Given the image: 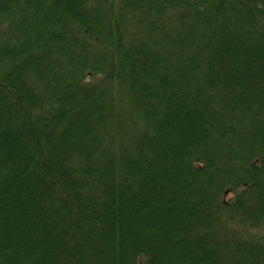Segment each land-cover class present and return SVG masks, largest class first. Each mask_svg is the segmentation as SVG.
I'll list each match as a JSON object with an SVG mask.
<instances>
[{"label":"trees","instance_id":"1","mask_svg":"<svg viewBox=\"0 0 264 264\" xmlns=\"http://www.w3.org/2000/svg\"><path fill=\"white\" fill-rule=\"evenodd\" d=\"M0 264H264V0H0Z\"/></svg>","mask_w":264,"mask_h":264}]
</instances>
